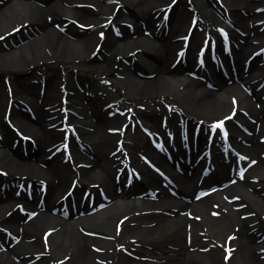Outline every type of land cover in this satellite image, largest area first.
Returning <instances> with one entry per match:
<instances>
[{
    "label": "bare ground",
    "instance_id": "1",
    "mask_svg": "<svg viewBox=\"0 0 264 264\" xmlns=\"http://www.w3.org/2000/svg\"><path fill=\"white\" fill-rule=\"evenodd\" d=\"M37 1L0 0V37L10 42V49L0 48V264H264L255 243L264 233L258 234L264 229V101L231 83L248 69L264 70V0ZM218 25L224 35L215 41ZM207 38L208 49L226 54L233 71L212 86L192 75L201 70L198 58L220 60L208 49L202 55L200 41ZM76 58L99 73H120L116 86L135 95L173 94L194 116L182 120L178 111L158 108L130 114L109 87L84 80L87 90L103 88L94 97L79 86L82 75L65 71ZM41 60L43 90L14 76L39 70L31 64ZM7 85L18 104L8 116L1 104ZM251 87L260 96L264 81ZM160 117L169 127L189 125L193 134L178 135ZM215 121L241 139L236 149L223 156L217 145L215 162L201 161L210 173L205 181L190 173L177 194L162 187L161 197L150 198L146 185L157 180L152 167L166 163L170 150L207 147L205 130ZM128 132L136 141L125 151L118 138ZM201 187L215 189L196 190ZM246 191L258 198L251 202ZM139 194L143 199L133 198ZM91 198L93 205L82 200ZM74 199L83 204L73 206ZM171 206L178 210L173 217L158 212ZM160 227L175 236L173 246L158 244ZM208 237L228 246L207 255L201 249Z\"/></svg>",
    "mask_w": 264,
    "mask_h": 264
},
{
    "label": "rangeland",
    "instance_id": "2",
    "mask_svg": "<svg viewBox=\"0 0 264 264\" xmlns=\"http://www.w3.org/2000/svg\"><path fill=\"white\" fill-rule=\"evenodd\" d=\"M14 1H16V2L30 1V2H35V3L36 2L37 3L39 2L37 0H14ZM46 1L47 0H45V2ZM164 1H168V0H163V2ZM185 1L191 2V0H185ZM213 4L215 6V7H213V10H215V14L222 15L223 8L220 7V10L221 11L218 12L219 7H217V3L216 4L213 3ZM118 8L120 9L121 7L118 6L117 9ZM123 9H124L123 12H126L127 8L125 6H123ZM204 20H205V18H204ZM166 25H167V23L164 22L163 27L166 26ZM212 30H213L212 33L214 35L215 40L216 39L219 40V37H222L224 35L219 25H218V27L213 28ZM183 36L184 35H180V37H183ZM0 41H1L0 48L4 47V48H7V49H10V46H9L10 42H8V40L5 41V40L0 39ZM263 42H264V39H263ZM200 43L203 44V41L201 40ZM202 44H201V46H202ZM41 46H42L43 50H46L49 53V49L46 48V45L44 43ZM261 48L264 49V44H261ZM212 50H214V48ZM212 50H209L208 49V51L206 53L209 55V54H211ZM29 51L32 52V53H35L34 52L35 50L33 48H31V47H29ZM218 55H220V57L222 58V60H224V62L226 63V65L228 67L227 73H229L230 75H232L233 74V71H232L231 66H229V64H228L227 55L224 54L222 51H218ZM79 59L80 58H76V59H74V61L72 63L71 62L69 64L66 63L67 64V68L65 69V71L67 72L69 70H72V71H74V72L79 73L80 75H82L83 79L80 80L79 86L81 88L86 89V91L89 94H91L92 96H94V97L100 96L101 93L103 92V88L102 89H100V88L97 89L96 88L94 90L93 89L89 90V88H88V90H87V87L83 86L84 83H85L84 80H86V79L87 80H91V81L94 80L95 82H97L99 84H103V85H106L107 87H109L111 89V92L115 93L118 96L117 97L118 100H121L122 101V103L124 104V109H126V111H129L130 114L134 110H136V109L145 110L147 108H158V109H168V110L178 111L180 113V115H182V120L186 119L188 121V119L191 116H194V113L192 111H189L185 107L182 106V103H181L182 99L181 98H177L173 94H170V93H164V94L163 93H156V94H152V95H138V94L135 95L134 93L130 92L128 90V88H123L122 89L119 85L116 86V83L114 82V79L118 80L119 78H122L121 75H120V73L117 74V72H116L115 73L116 76H113V72L110 73V74L108 72L99 73V72L96 71V69H94L92 66L88 65L87 63H84V62L81 63V59L80 60ZM179 59L180 58H178L177 60H179ZM204 62L206 63V67L208 69L206 70V69L203 68L201 71L199 70V73H197V74H194L193 73L192 74L193 77L197 78L198 80L208 81V83L210 82L211 83V86H212L213 84H215L217 78H219L220 76L224 77V75L227 76V73L225 71H223V69H221V68L219 69V68H217L215 66V63H214L213 60L207 58V60L206 61L204 60ZM44 63H45L44 60H41L40 61V64H38V63L31 64V67L32 68L36 66V67L39 68V70L38 69H33L29 73L24 74V75H21V72L23 71V69H22V70H19V71H15V75L14 76H17L18 75L19 76L18 78L21 77V79H23V78L24 79L25 78H29V79H37L38 78V80L39 79H42L41 76L42 77H45L44 76L45 75L44 72L46 73V71H42L45 68ZM51 63L53 65H57V66L59 65V66H61L60 65L61 63L58 60L57 61L52 60ZM122 63L124 65L130 64L131 63V60L128 57H122ZM123 66L119 64L118 71L120 70V72H121L122 69L124 68ZM242 67H243L242 65L239 66V68H242ZM254 70L255 71H250L249 69L246 70L243 79H234L233 81H231V83H235V84L239 85L241 87V91H243V93L247 94L253 101L257 102V101L260 100L258 98H260L261 95L262 96L264 95V91H263V93L260 96L254 95V93L251 91V89H253V87H251V85L252 84L254 85V83L257 84V83H261V82L264 81V70L261 71L262 69H258V68H255ZM42 74H44V75H42ZM122 79H124V78H122ZM116 87L118 88L117 90H116ZM120 88H121V91H120ZM6 90H7V93L9 92V94H11L8 85H7ZM63 97L64 96H62L61 98H63ZM236 97H233L232 99H234V101H235V100H237ZM263 101H264V99H263ZM4 102H6V100L3 101V103L1 101V104H2V112H3L2 114H5L4 113V105H5ZM112 112L111 111L109 112L110 116L112 115ZM113 116H114V114L111 117H113ZM208 117L209 118H212V117H215V116L214 115H209ZM217 117H220V116H217ZM160 120H161V117L159 119V123H161V125H164V126L167 125L168 128L172 129V131H174L178 135H182V127L181 126L179 127V126H173L172 125V127H169V124H168V122H167L166 119H163L161 122H160ZM7 123H9V122H7ZM67 124L68 123H65L64 125L65 126H69L70 125V124H68V125ZM192 125H194V124H192ZM209 128H210V125L208 124L207 125V129L205 130L206 136L210 133V131H209L210 129ZM11 130L13 131L14 134H16V130L15 129H12L11 128ZM141 130L143 132V136H147L149 138V135L146 132V130L145 129H141ZM200 130H201V128L198 129V132ZM190 131L191 130L188 127L187 128V132L189 133ZM132 133L128 132L125 136L119 137V139L121 140L122 144H124V146H126V149H128L129 151L131 150L130 145L133 144V143H135V141H136V139H135V137L133 136ZM216 134L217 135L218 134H222V130L219 129L216 132ZM190 136H191V134H190ZM190 138L192 139V137H190ZM204 141H205V137L203 138V142ZM229 141H230V143H231V145L233 147H237L238 144H239V142H240V139L236 135H233L232 134ZM127 142H128V144H127ZM2 149H5V148H2ZM24 150H25V147L23 148V151ZM174 152H178L182 157H184V155H183L184 153H183V150L182 149H180V148L179 149H176ZM174 152L170 150L171 155L174 154ZM140 159L143 161V158L142 157H140ZM143 163L149 168V166L146 163V161H143ZM198 173H199V170L198 171H193L190 175H196V176H198ZM121 180H122V183L125 184L128 181V178L127 177H123V178H121ZM12 182L14 183L13 185H15V184L18 185L19 184V181H12ZM181 187H182V185H181ZM196 190H197V188H196ZM167 191L170 193L169 190H167ZM22 192L23 193H26L25 190H23ZM243 194L244 195L246 194L247 197L250 199L251 202H254L255 199L258 198V195H255V194H253L251 192H248V191L244 192ZM193 195H194V193H193ZM161 196H162L161 194H158V195L156 194L155 195V197H158V198L161 197ZM134 197H136L138 200H141V199H143L144 196H142V195H137L136 196L135 195V196H133V198ZM179 197H181V196H179ZM186 197L183 196L181 198L187 200ZM82 200L85 203H89V204L93 203V201L92 200H89V199H82ZM83 201L80 202L79 199H77V200L74 199L72 202H73L74 205H79L81 203L83 204ZM67 203H71V202H67ZM158 212L159 213H163L164 215H167L168 217H170V216L173 217V216L176 215V213L178 212V210H177V208L175 206H171V207H169V209L162 207L161 211H158ZM124 218L125 217L123 216L122 219L119 220V221L124 220ZM114 219H115V217H114ZM166 227H160V236H161V238H160V241H159L160 243H158V244L159 245H163V246H173V243H171V242L173 241V239H175V236H169L168 235V232L165 231L166 230ZM261 232L263 233L264 232V229H261V231L258 232L259 236L262 234ZM225 234H224V236H225ZM224 236H222L221 238L223 239ZM208 239H209V237L207 239H205V241H203V245L204 246L201 249L203 251V253H205L207 255H209V251H211L213 249L214 250H217L218 252L221 253L222 247L227 245L226 243H223V244L219 245L215 240H213L214 242L210 244V242L208 241ZM255 243L260 248H263V245H264V233H263L262 236L258 237V239L255 241ZM210 254H212V253L210 252ZM165 262H166L165 264H170L169 260H167V259L165 260Z\"/></svg>",
    "mask_w": 264,
    "mask_h": 264
},
{
    "label": "snow or ice",
    "instance_id": "3",
    "mask_svg": "<svg viewBox=\"0 0 264 264\" xmlns=\"http://www.w3.org/2000/svg\"><path fill=\"white\" fill-rule=\"evenodd\" d=\"M0 39H2V37H0ZM227 119H231V117H228ZM223 126H224V122L221 121V122L217 123L216 125H214L213 127H214V129H215V128L223 129ZM225 135H226V133H225ZM65 147H66V146H65ZM241 175H243V174L241 173Z\"/></svg>",
    "mask_w": 264,
    "mask_h": 264
}]
</instances>
